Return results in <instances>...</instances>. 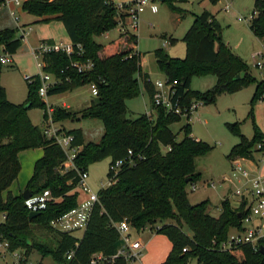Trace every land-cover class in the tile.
I'll return each mask as SVG.
<instances>
[{
	"label": "trees",
	"instance_id": "trees-1",
	"mask_svg": "<svg viewBox=\"0 0 264 264\" xmlns=\"http://www.w3.org/2000/svg\"><path fill=\"white\" fill-rule=\"evenodd\" d=\"M185 1L163 0L178 14L181 10L174 3ZM4 5L5 0H0V8ZM20 8L39 18L38 22L60 21L73 46L70 54L60 50L43 54L42 70L58 80L48 88L46 96L86 84L96 89L94 99L77 112L52 106L54 124L74 118H91L102 123L103 132L98 142H91L83 139L79 128H59L60 134L73 137L71 145L77 147L72 159L74 167L63 170L64 150L53 139L45 137L41 128L32 124L28 117L31 108H39L42 118L46 116V103L38 93L39 76L35 74L24 79L26 96L22 103L10 102L0 84V238L7 240L11 249H25L26 253L35 250L41 257L50 256L58 263L88 264L95 254L103 258L116 254L122 241L115 224L125 220L136 232L147 227L167 238L171 248L161 264H264V237L258 240L256 247L245 244L229 250L218 248L231 229L240 228L241 218L247 212L244 201L234 208L227 199H222L217 216L209 214L208 200L196 204L188 202L187 184L200 179L195 160L212 149L206 142L191 137L189 120L186 118L180 128L182 137L176 140L170 125L181 118L162 108L156 107L152 118L145 113L127 118L126 100L136 97L142 86L150 101L153 86L141 69L135 34L120 33L118 41L110 43L113 45L111 52L107 51L110 45L95 40L117 26L116 4L110 0H24ZM124 17L120 15L122 20ZM248 27L263 43L261 58L264 61V0L253 1ZM21 41L18 28L0 29L2 52L12 56L20 48ZM182 41L185 45L182 58L171 57L160 48L153 52L156 65L165 78L176 80L175 96L185 104L192 100L209 104L220 94L234 93L254 83L251 115L252 104L263 98L264 81H256L249 74L247 64L223 42L219 22L203 10L194 16ZM174 42L175 39L168 38L170 45ZM87 62L91 66L79 71L72 66V63L84 65ZM2 66L0 63V73ZM205 75L215 77L213 86L203 92L191 91L190 79ZM228 127L238 141L225 158L228 161L253 158V153L260 150L256 145L263 142L258 127L253 123L249 139L239 132L237 123ZM35 148H41L42 154L34 161L24 189L33 196L48 191L51 199L44 209L29 218L22 192L12 194L9 187L20 170L19 152ZM106 158L110 159V164L116 160H123V163L115 181L97 192V201L81 236L52 229L50 222L80 201L75 189L76 170L86 171L90 164ZM110 177L108 171L107 179ZM183 226L190 234L183 231ZM70 251L71 257L66 259ZM112 263L125 264L126 261L116 258Z\"/></svg>",
	"mask_w": 264,
	"mask_h": 264
},
{
	"label": "rangeland",
	"instance_id": "rangeland-1",
	"mask_svg": "<svg viewBox=\"0 0 264 264\" xmlns=\"http://www.w3.org/2000/svg\"><path fill=\"white\" fill-rule=\"evenodd\" d=\"M228 1L231 4V10L228 13L220 10L225 3L224 0L217 2H212L211 0H186L185 2L174 3L175 7L185 11L184 16L178 18L177 14L171 11L168 3L152 0V4L157 7V12L151 13L148 8H145L138 16L135 31L130 30L137 37L136 51L140 54L141 69L150 75L153 82L155 80H163L165 76L156 65L153 55L154 50L160 48L171 57L182 58L185 54V45L182 41L184 33L190 27L194 16L200 14L202 10H209L214 12L213 14L216 15V19L220 24L223 42L231 48L234 54L239 56L243 62L247 64L249 67V74H251L256 81H264V68H257L254 65L256 61L262 60L260 57L263 49L262 43L253 36L249 30V21L235 20L236 15L247 18L252 14L254 0ZM113 2L117 4L122 2V0H113ZM119 30L120 27L117 25L113 29L106 31L105 35L97 36L95 40L105 46L110 45L111 41H118L120 34ZM169 37L175 39L172 45L168 43ZM24 47V45L20 46L17 52L22 53ZM112 50L113 45L107 47V51L111 52ZM23 63L25 67H27L29 75L38 72L32 56L26 55ZM15 67L16 66L12 63L10 65H3L1 71L6 69L16 70ZM14 76V82L21 83L20 95H18V98L19 100L22 98L24 99L26 91L24 94L23 80H21L18 72ZM214 82L215 77L213 75L193 76L190 79L189 89L191 91L203 92L212 87ZM254 89L255 84L250 83L234 93L220 94L217 96L214 103L199 104L191 115L188 121L191 126V136L206 142L212 149L206 155L198 157L195 160V169L200 173V179L194 183L196 184L194 190H191L190 184H187L185 188L187 199L190 204H196L200 201L207 200V197L210 201H214L223 189H225V185H216V187L212 189L206 186L205 182L212 180L217 183L222 175L226 176L228 174L229 163L225 156L230 148L238 141L237 136L230 131L228 125L237 123L239 132L249 139L253 133L254 123L264 136V93L261 100L252 104V113L251 115L249 113L251 108L250 100L254 93ZM93 99L94 95L91 93V85L86 84L72 91L50 95L46 97L44 101L46 104L53 103L54 106L59 107L65 102L70 106L65 108L77 112L87 106ZM148 106V96L141 86V91L136 97L126 100V107L128 110L127 118L133 119L140 114L146 113L149 109ZM28 117L32 124L34 123L40 127L42 110L39 108H31L28 110ZM185 123L186 119L181 118L179 121L170 125L171 131L176 134V140L182 137L180 128ZM56 125L71 129L79 128L82 132L83 139L91 142H98L103 132L102 123L97 119L91 118H74L58 122ZM22 152H25L24 157L30 160L32 169L34 156V154H32V149L23 150L20 153ZM18 159L21 167L16 181L11 184V188L9 187L11 190L9 191L12 194H18L24 190V182L31 174L28 159L24 160L22 156ZM109 164L110 159L106 158L92 163L87 167L86 183L93 193H97L100 188L107 185ZM77 189L78 188H76V190ZM78 192L80 197L81 192L79 190ZM217 211L218 209L215 210V212ZM182 229L185 233L190 234L185 226H183ZM232 230L233 229L230 231ZM146 231L147 230L136 232L134 229H130L129 235L131 236V241L135 237L145 235ZM77 233L78 235L81 234L80 231ZM29 254L30 259L34 263L62 264L53 261L50 256L41 257L35 250L31 251ZM125 264L137 263L131 261Z\"/></svg>",
	"mask_w": 264,
	"mask_h": 264
},
{
	"label": "built area",
	"instance_id": "built-area-1",
	"mask_svg": "<svg viewBox=\"0 0 264 264\" xmlns=\"http://www.w3.org/2000/svg\"><path fill=\"white\" fill-rule=\"evenodd\" d=\"M220 1V0H216ZM225 3L221 7L223 12H228L231 10V4L228 0H224ZM16 5H19L17 0L14 1ZM117 25L120 27L119 33L135 31L137 27V20L139 14L148 8L152 13L157 11V7L152 4V0H131L126 3L117 4ZM124 15V20L120 18V15ZM14 15V14H13ZM252 14L249 17L237 16L238 20L249 21ZM131 30V31H130ZM132 33V32H131ZM79 48V46H76ZM62 51L66 54H70L73 50L71 44H48L46 42L40 43L36 49L32 51L35 59V65L38 70L37 75L40 79V86L38 88L39 95L45 99L48 88L51 85L58 83V80L53 78L52 75L42 70L44 66L42 56L44 53L50 51ZM261 57V55H260ZM0 63L3 65H9L12 63L11 56L0 49ZM255 67L264 68V61H256ZM72 66L77 67L78 71L83 68H89L91 66L90 62L84 65H78L72 63ZM153 86V91L150 98V108L145 113L148 117H154V109L156 107L164 109L166 112L176 115L180 118L190 119L193 112L197 109L199 104H202L199 100H192L190 103L185 104L175 96L176 90L174 86L177 84L176 80H155L150 81ZM91 93L96 94V89L91 86ZM46 116L42 118L40 128L43 135L49 139H53L65 152L66 160L62 164V168L68 169L72 168V159L77 151V147L71 145L73 137L71 135H62L59 133V127H57L52 118V106L46 104L45 109ZM260 149L261 160L264 162V142L259 143L256 146ZM128 156L131 152H127ZM130 158V157H129ZM238 159L231 161V169L228 175H223L220 177L217 183L212 180L205 182V185L214 189L221 185H234L236 186L241 180H247L249 183L248 188L245 186H239L240 188H235L233 195L238 199L244 200V195L249 197L248 203L244 206L247 209L245 215L241 218V226L239 229H233L228 233L226 238L218 244L220 250H229L235 248L239 245L250 244L252 247H256L259 239L264 237V174H258L253 177H249L248 171L237 162ZM129 162L131 160L129 159ZM123 160H116L115 162L109 164L108 171L111 173L110 180L108 184L114 182L116 179L117 172L119 171ZM78 176L77 188L80 189L84 194L85 198L78 202V204L61 214L57 218L50 222L52 229L62 233H75L78 231H84L90 211L97 201V193H93L86 183L87 173L85 170H76ZM106 185V186H107ZM105 187V186H104ZM191 190L196 188V184H191ZM51 199L48 191H43L41 195H30L29 198L24 200L26 208L29 212H39L44 209L45 203ZM238 200V201H240ZM248 200V199H247ZM3 218V216H2ZM115 227L119 233L120 240L122 244L117 250L116 254L109 258H103L100 254H95L88 264H102V263H112L116 258H122L126 262H138L141 255L142 245L139 240L131 241L129 231L131 229L130 225L125 221H120L115 224ZM184 252L185 249H182ZM72 251L66 254V259L71 257ZM0 264H38L32 262L30 259V254L26 253L25 249L16 248L11 249L10 244L7 240L0 238Z\"/></svg>",
	"mask_w": 264,
	"mask_h": 264
},
{
	"label": "crops",
	"instance_id": "crops-1",
	"mask_svg": "<svg viewBox=\"0 0 264 264\" xmlns=\"http://www.w3.org/2000/svg\"><path fill=\"white\" fill-rule=\"evenodd\" d=\"M14 1L15 0H5V5L2 8H0V29L5 28V27L18 28L20 31V34H22L21 44H23L25 47H24V49H23L24 51L22 53L16 52L15 54H13L11 56L12 64L16 66L15 67L16 70H7L6 69V70L1 71V73H0V84L4 88L6 98L9 101L14 102V103H22L25 98L24 99L22 98L20 100L18 98V95H20L21 83L14 82V77H15L14 75L17 74V72H18L21 80H23L24 94L26 91L24 79L27 77H30L32 75H35V74L29 75V73L27 72L28 71L27 67H25V65L23 63L24 57L26 55H29V56H32L34 59L32 51L34 49H36L38 47L39 43H41L42 41H45V42L49 41L51 43L63 44V45L70 44V41H69L67 34L63 28V25L61 24L60 21L49 20L46 22H38V21H40L39 18L32 16V15L21 10L20 4L24 0H17L19 2V5H16L14 3ZM110 1L113 2V0H110ZM128 1H131V0H122V2H119L117 4L126 3ZM159 1H163V0H159ZM180 10H181V12L179 14L176 13L178 18H180V17L182 18L184 16V13H185L184 10H182V9H180ZM156 12H154V13H156ZM208 12L216 19V15L213 14L214 12L209 11V10H208ZM228 12H230V11H228ZM228 12H226V13H228ZM237 16L238 15L235 16V20H238ZM103 34L105 35V33H103ZM23 45H21V46H23ZM262 47H263V43H262ZM34 62H35V59H34ZM140 66H141V63H140ZM146 74L148 75L149 79L152 81L150 75L148 73H146ZM18 84H20V85H18ZM23 97H24V95H23ZM148 100H149V98H148ZM49 105L54 106L53 103L49 104ZM61 106L70 107L65 102H63L61 104ZM148 108H150V101H149ZM34 125H36V124H34ZM57 127L65 128L64 126H57ZM66 129H71V128H66ZM192 138H194V137H192ZM194 139L198 140L197 138H194ZM263 142H264V136H263ZM32 151H33L32 154H34V156H33V163H34V161L41 156L42 150H41V148H35V149H32ZM26 152H30V151H26ZM24 154H25V152H22V153L19 152L18 158H20V156H22L24 160L28 159V158L24 157ZM261 156H262L261 152L258 151L256 153L255 152L253 153V158H251V159L239 158L237 162H239V164L242 165L248 171L249 177H253V176H256L258 174H264V162H262ZM28 163H29V167L31 169L29 159H28ZM33 163H32V167H33ZM228 163H229V165H228V174H229L230 169H231V161H228ZM31 172H32V169H31ZM28 178H27V180H28ZM27 180L24 182V187H25ZM15 181H16V179H15ZM242 185L245 186V188H248L249 183L247 180L244 179V180H241L240 182H238L236 186L231 185V184L226 185L225 189H223V191L217 196V199L214 201H210V199L207 197V200L209 201V207H208L209 214L212 216L218 215L219 203L222 199H227L228 201H230L231 206L234 208H237L238 206H240V203L243 201H244V206H245L246 203H248V201L250 199L249 197L244 195V197H243L244 200L238 201L239 199L235 195H233L234 189L240 188ZM10 188H9V190H10ZM78 190L82 193V194L80 193V201H81L82 199L85 198V194L80 189H77V191ZM231 192H232V195H231ZM216 209H218L217 212H215ZM144 230H147L145 235H143L141 237H135L132 240V241L139 240L141 242V245H142L141 255L139 257L137 264H161L163 262V260L165 259L167 253L169 252V250L171 248V244L164 235L156 234L152 230H150L149 228L147 229V227L141 231L143 232ZM82 232L83 231H81L80 233L82 234ZM81 234L78 235L77 232L74 233V235L76 237H80ZM130 239H131V236H130Z\"/></svg>",
	"mask_w": 264,
	"mask_h": 264
},
{
	"label": "water",
	"instance_id": "water-1",
	"mask_svg": "<svg viewBox=\"0 0 264 264\" xmlns=\"http://www.w3.org/2000/svg\"><path fill=\"white\" fill-rule=\"evenodd\" d=\"M186 181H188V180H186ZM30 195H31V194L29 193V191H28L27 189H24V190L22 191V198H23L24 200L27 199V198H29ZM36 214H37L36 212H29V218L35 216Z\"/></svg>",
	"mask_w": 264,
	"mask_h": 264
}]
</instances>
